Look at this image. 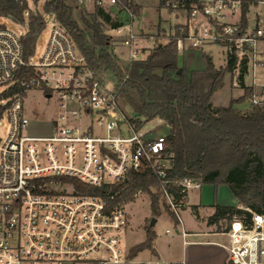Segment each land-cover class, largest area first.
<instances>
[{"label":"built area","instance_id":"1","mask_svg":"<svg viewBox=\"0 0 264 264\" xmlns=\"http://www.w3.org/2000/svg\"><path fill=\"white\" fill-rule=\"evenodd\" d=\"M74 2L78 7L118 5L117 0ZM245 4L248 12L264 0H159V9L175 19L168 28L149 37L134 31L130 23L112 31L123 36L129 62L138 59L142 49L152 51L172 38L181 56L187 49H222L225 62L236 60L234 73L246 75L251 68L250 83L245 84L253 87L248 102L264 108V75H256V69L264 70V26L249 20L243 25ZM121 8L129 19L135 18L128 4ZM27 15L28 10L23 33L0 26V264L125 263L132 258L130 249L123 247L122 233L128 225L124 203L111 202L122 187L113 191L111 186L125 182L130 172L165 179L173 160L169 131L154 135L153 128L145 122L138 125L135 116L125 113L117 85L105 88L103 74L85 65L54 16L41 55L25 59L21 38L27 31ZM21 66L32 67L35 74L20 80L21 91L10 93ZM32 89L40 90L46 101L54 97L53 117L45 121L29 117L25 93ZM43 126L47 131L39 130ZM200 184L183 178L178 196L165 186L158 188L160 204L178 226L187 193ZM245 210L247 216L232 215L226 229L217 233L227 238V261L264 264V213ZM180 235L185 237L186 232ZM138 263L181 264L151 253Z\"/></svg>","mask_w":264,"mask_h":264},{"label":"trees","instance_id":"2","mask_svg":"<svg viewBox=\"0 0 264 264\" xmlns=\"http://www.w3.org/2000/svg\"><path fill=\"white\" fill-rule=\"evenodd\" d=\"M83 8L76 6L74 0H46L43 11L52 14L67 30L89 69L97 74L109 73L116 79V96L134 112L138 125L158 118L169 125L173 160L166 178L149 172H130L125 182L111 186L113 191L122 187L111 202L124 203L140 189L151 195L152 214L158 215V188L165 186L178 196L179 182L188 177L215 186L224 184L241 204L264 213V108L255 104H249L246 112L238 108L253 93V87L242 81V95L232 98L228 106L216 107L211 102L213 93L224 85L225 77L234 75L236 60L229 58L216 67L211 56L202 52V66L187 69L179 63L172 38L148 51L145 58L130 61L124 70L112 51L111 36L103 27H116L120 23L98 4L93 5L92 12ZM128 8L137 14L131 3ZM25 11L26 0H0V16L23 22ZM246 13L247 4L242 8L243 25L248 22ZM27 18V31L21 38L25 59L34 54L36 39L45 26L44 15L38 11L28 10ZM34 74L32 67L21 66L10 93L21 91L20 80ZM242 75L239 74V80ZM150 187L157 191L151 193ZM214 207L215 213L208 223L229 221L234 214L248 215L246 210L234 206ZM145 235L144 241L130 248L129 258L143 250L155 254V232L148 227Z\"/></svg>","mask_w":264,"mask_h":264},{"label":"rangeland","instance_id":"3","mask_svg":"<svg viewBox=\"0 0 264 264\" xmlns=\"http://www.w3.org/2000/svg\"><path fill=\"white\" fill-rule=\"evenodd\" d=\"M27 1V10L32 11H38L44 15L45 18V26L38 35L35 43V49L33 58L34 60H37L38 57L43 52V49L45 47L49 31H50V23L53 21V15L52 14H45L43 11V6L46 0H26ZM106 9H108L107 6H105ZM83 9H85L88 12L93 11V5H86ZM158 11V9H157ZM160 11V14L162 18H167L169 24H173L175 19L169 15H167L164 11ZM158 14V13H157ZM258 17V19H254V17ZM26 17V16H25ZM247 17L250 23L257 22L264 26V4H257L254 6H250L247 12ZM143 20L141 17L140 19H134V23L132 25L133 30L137 31L139 24L141 21H147V23H151L154 19L153 16L145 15ZM0 26H5L6 28L14 31V32H20L23 33L25 29V24L23 22H15L9 17H3L0 16ZM104 30L108 32L111 36V43L112 46L115 44L116 46H119L121 40L123 39V36H112L114 35V31L111 30L113 27H109L107 25H104ZM151 31L154 30L152 27L150 29ZM146 33V32H145ZM156 33V32H154ZM154 33H148L145 34V37H149L150 34H153L154 36L156 34ZM163 43L166 42V39L162 40ZM144 43L150 45L151 40H146ZM125 50V49H124ZM113 51V49H112ZM121 50H116V57L118 64L122 69H126L129 65V61L127 60L126 52L128 55V51H124L122 53ZM205 52L207 54H210L212 57V61L216 67L222 66L225 64V57L222 49L216 47V46H206L202 50H196L194 53V56L192 57V61H190V64H185V67L187 69L189 68H200L202 66V58L201 53ZM149 54L148 51L145 49H142V53L138 56V59L145 58ZM187 56V53H186ZM182 56L178 55L179 63L181 61ZM250 68V67H249ZM251 68L248 72V74L245 75V80L250 81V78L252 77V74L250 73ZM256 75L261 76L264 75V70L262 72L260 69H256ZM104 76V86L106 89H111L116 86V79L109 73L103 74ZM234 76V75H233ZM227 75L224 80V85L214 92V96L212 99L213 106L219 107L227 103L228 98L233 92V96L235 95V90L232 87V84H234L235 76ZM233 77V78H232ZM2 90V87H0V92ZM232 91V92H231ZM25 106L27 109V113L31 119H33L34 115L37 116V119L41 120H48V118L53 117L56 114V104L54 97H51L48 101L44 100L42 97V93L38 89H32L25 93ZM121 108L124 110L125 113L131 116H135L134 112L127 106H125L122 101L120 100ZM249 107V102L246 101L244 103L238 104V108L241 109L242 112H246ZM147 127H151L154 129V135L158 134H166L169 131V125L166 122H159L158 119H153L146 123ZM48 127L43 126L42 129H39L42 132L47 131ZM4 133V129H2L1 134ZM155 187H150L151 193H155ZM202 191V201L201 204L203 206L202 212H209L211 208V204H213L217 199L220 201L224 200V202H228L230 204H235L236 200L230 198L231 192L229 191L228 187L226 185H217L215 186L212 183H202L200 189ZM155 191V192H153ZM191 197L193 199L196 198L198 192H196L195 189H191ZM232 197V196H231ZM151 195L147 194L145 192H141L137 194L136 196L133 195L132 199L124 202L123 204V210L125 213V216L127 218V229L122 233L123 238V247L130 249L131 247L141 243L145 239V230L146 228L150 227L156 234V237L154 239V244L160 248L163 249L166 255H173L178 252V245L180 238L175 232V229H178V225L175 221L174 216L166 210L164 205L160 204V213L158 215L152 214V209L150 205ZM238 208L246 209L248 206H245L244 204H241L238 201ZM180 216L182 220L185 223L186 228H199L198 226V220L196 218V213L192 210V205H188L185 209H182L180 211ZM155 218V223L151 225V219ZM228 224V221L223 219L219 222L218 225L212 226L211 229L213 231H222L224 230L225 226ZM166 229L170 230V233H165ZM209 238V237H208ZM211 239L218 241V242H225L226 237L223 235H214L210 237ZM199 239V238H197ZM149 255L148 250H143L139 252L135 257H133L131 260L125 262V263H117V264H139L138 261L141 258H144ZM202 264V263H199Z\"/></svg>","mask_w":264,"mask_h":264},{"label":"crops","instance_id":"4","mask_svg":"<svg viewBox=\"0 0 264 264\" xmlns=\"http://www.w3.org/2000/svg\"><path fill=\"white\" fill-rule=\"evenodd\" d=\"M117 1H118V5H116V6L108 5L107 6L108 9H106L105 7H103V8L110 13V16L113 20L118 21V23H120L119 25H126L127 23H130V25L132 27V25L134 23V19H138V18L140 19V17H141L143 20H145L144 16L150 15V16L154 17L152 22L147 23V21H141V23L138 26L137 31L146 32V33H154L157 30H159L160 28H168L170 26L168 19L162 18L161 14H160V11H159L160 9L158 7L159 0H117ZM128 3H131L132 5H134L136 7V10H137V14H136L135 18H133V19H129L128 14L124 10H122V8H121L122 5H125ZM157 9H158V11H157ZM152 27L154 28L153 31L150 30ZM111 30H112V28H111ZM112 36L117 37L116 34H114ZM262 44H264V43H262ZM112 49H113V52L115 54H117L116 53L117 49L121 50L122 53H124L125 50L128 51V49L126 47H124L121 44V42H120L119 46H116L114 44L112 46ZM195 52H196V49H187L186 51H184L182 58H181V61H180V65H182V64H184V66H185V64L189 65L190 61H192V57L194 56ZM186 53H187V56H186ZM126 56H127V52H126ZM234 76L233 77L235 78L236 81L234 82V84H232V87L235 89V90H233V91H235V95L233 96V92L231 91L232 94L228 98L227 103L220 106V107L228 106L230 103V100L232 98H237V97L242 95L243 88L241 85V81L244 84L250 83V81L248 82L245 80V75H242V80H239V74L234 73ZM213 96H214V93L211 97V101L213 99ZM201 185H202V183L200 184V186L198 188H193L196 190V192H198L195 199H193V197H191V191H189L187 193L186 199H185V206H183V208H182V209H185L189 204L192 205V210L196 213V218L198 220L199 228H186L185 223L181 218L182 224H181V226H178V229H175V232L177 235H174V236H178L180 238L179 245H178L179 246L178 252L176 254H173V255H171V254L166 255L165 252L163 251V249L158 248L154 244V241H153V246L155 249V254H153V255L159 257L164 262L181 263V264H199V263H202V264H225L227 261V252H226V249L224 247V245L227 242V238H226V241L223 243L215 241V240L210 238L211 236H214V235H221V234L217 233L218 231H213L211 229V227L218 225L219 222L223 219H219L216 222L213 221L212 223H208L207 220L210 216H212L215 213V207H214L215 204L220 205V206L237 207L238 206V200L231 194L232 197L230 196V198H231V200L232 199L236 200L235 204H233V203L230 204L228 202H224V200L219 202V200L217 199L213 204L210 205L212 209L209 212H202L201 211L203 208V206L201 204L202 191L199 190ZM220 185H224V184H220ZM228 223H229V221H228ZM227 226H228V224L225 226L224 229H226ZM182 230L186 232L185 237H182L180 235V231H182ZM197 238H199V239H197ZM149 254H150V252H149Z\"/></svg>","mask_w":264,"mask_h":264},{"label":"water","instance_id":"5","mask_svg":"<svg viewBox=\"0 0 264 264\" xmlns=\"http://www.w3.org/2000/svg\"><path fill=\"white\" fill-rule=\"evenodd\" d=\"M177 72L180 73L181 72V69H178ZM155 221H156L155 218H152L151 219V225H153L155 223Z\"/></svg>","mask_w":264,"mask_h":264}]
</instances>
